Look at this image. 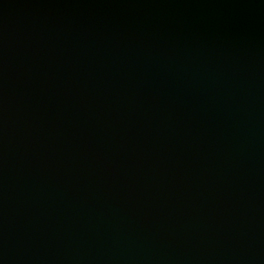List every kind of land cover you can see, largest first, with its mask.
Listing matches in <instances>:
<instances>
[{
	"label": "water",
	"instance_id": "95a60500",
	"mask_svg": "<svg viewBox=\"0 0 264 264\" xmlns=\"http://www.w3.org/2000/svg\"><path fill=\"white\" fill-rule=\"evenodd\" d=\"M0 264H264V0H0Z\"/></svg>",
	"mask_w": 264,
	"mask_h": 264
}]
</instances>
